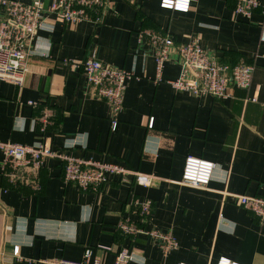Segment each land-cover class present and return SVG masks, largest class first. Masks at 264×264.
I'll list each match as a JSON object with an SVG mask.
<instances>
[{"label":"crops","instance_id":"0c3cea01","mask_svg":"<svg viewBox=\"0 0 264 264\" xmlns=\"http://www.w3.org/2000/svg\"><path fill=\"white\" fill-rule=\"evenodd\" d=\"M42 1L47 7L52 3ZM161 3L109 0L98 25L48 19L52 28L33 40L24 87L0 80V141H42L54 151L159 178L146 188L131 177L121 181L110 175L99 191L83 192L66 184L61 161L49 158L41 171L43 189L33 193L12 187L0 170V264H27L14 255L15 247L34 264L45 258L81 260L87 249L92 259L114 264L122 248L130 249L138 264H264V225L225 195L264 193V16L234 15L233 0H191L185 12ZM144 28L170 34L176 43L199 35L203 48L227 62L250 60L255 64L250 89L230 86V97L222 101L176 91L168 83L180 74L173 62L157 81L151 49L138 37ZM91 53L136 75L128 82L115 129L109 103L94 96L79 67ZM44 107L54 110L55 119L42 133L35 123ZM189 156L217 165L206 188L181 183ZM3 159L0 151V163ZM134 198L153 200L147 229L177 238L179 247L168 257L158 241L145 235L130 239L117 229L124 217L138 220Z\"/></svg>","mask_w":264,"mask_h":264},{"label":"built area","instance_id":"2783aa9c","mask_svg":"<svg viewBox=\"0 0 264 264\" xmlns=\"http://www.w3.org/2000/svg\"><path fill=\"white\" fill-rule=\"evenodd\" d=\"M233 2V14L236 16H242L247 20H251L256 12L264 16V4L259 0ZM190 3L191 0H162L161 5L164 8L185 12L190 9ZM108 7L109 0H52L48 7L42 0H33L31 3L0 0V8L3 10L0 21V80L10 82L20 90L24 87L27 75L31 72L29 58L32 54L33 40L40 30L52 28L47 23L48 19L71 25L81 21H90L98 25L102 23ZM138 37L140 42L145 39L151 49L156 61L157 81L162 80L166 63L173 62L180 66L179 76L168 81L176 91L188 92L196 97L212 96L222 101L230 97V86L239 90H248L251 87L255 64L241 59L233 64L225 61L217 53L203 48L199 35H191L187 42L176 43L170 34L144 28L138 32ZM260 40L264 42V25ZM79 67L85 74L94 96L109 103L112 111L111 124L115 129L118 124L117 117L124 109L128 82L136 76L135 73L108 65L99 60L94 53L79 61ZM28 104L37 107V102L29 101ZM54 119V110L44 107L36 118L37 129L44 133L54 123ZM0 151L4 155L0 170L5 179L12 187L28 188L33 193H39L43 189L41 171L49 158L59 159L63 181L76 185L83 192L99 191L107 183L110 175L119 176L121 181H127L131 177L135 184L146 188L154 187L159 181L154 175L131 170L116 163L83 159L63 151H54L42 141L33 145L0 141ZM216 166L211 161L189 156L186 159L181 183L189 187L206 188L216 173ZM225 195L233 197L238 206L252 214L259 224L264 225V193L249 196L226 192ZM131 206L138 220L129 217L120 220L117 229L123 236L136 239L139 235H145L158 241L164 257L178 249L179 242L172 233L146 228L153 211L152 199L134 198ZM101 248L110 250L107 247ZM14 255L27 264L36 262L19 257V247L14 248ZM39 262L105 264L100 256L92 259L91 249L85 251L81 260L45 258ZM114 264H138V261L130 249L122 248L116 253Z\"/></svg>","mask_w":264,"mask_h":264},{"label":"trees","instance_id":"16d2710c","mask_svg":"<svg viewBox=\"0 0 264 264\" xmlns=\"http://www.w3.org/2000/svg\"><path fill=\"white\" fill-rule=\"evenodd\" d=\"M177 11V10H176ZM224 59V58H223ZM245 60V61H249V62H251L250 60H248V59H244V58H238V59H236V60H234L233 62H229V63H236V62H238L239 60ZM225 60V59H224ZM221 61H223V60H221ZM176 64V63H175ZM62 166V165H61ZM263 194V193H262ZM259 195H261V194H259Z\"/></svg>","mask_w":264,"mask_h":264}]
</instances>
